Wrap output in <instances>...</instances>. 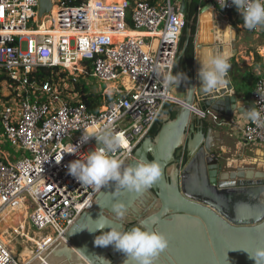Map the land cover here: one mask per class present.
<instances>
[{"label": "built area", "instance_id": "obj_1", "mask_svg": "<svg viewBox=\"0 0 264 264\" xmlns=\"http://www.w3.org/2000/svg\"><path fill=\"white\" fill-rule=\"evenodd\" d=\"M52 1L54 12L52 8L40 23V0H0V81L7 80L13 88L0 104V120L6 140L22 154L13 160L0 149V217L25 207L26 221L9 231L33 241L37 257L65 240L99 193L67 170L71 161L97 147L94 137L81 143L83 133L108 125L122 134L124 145L113 155L126 163L159 124L165 106L178 102L160 76L174 72L186 27L173 0ZM198 1L221 9L218 0ZM235 9L228 0L221 10ZM256 31L264 34V26ZM40 67L57 68L58 74L68 76L70 70L88 72L102 82L120 83L113 88L114 98L92 112L84 101L85 88L75 91L63 84L68 76L31 80ZM258 89H264V76L252 95L254 106L264 112ZM195 112L217 126L230 124L212 111ZM239 130L246 145L264 144V126L248 120ZM26 225L35 239L24 233ZM29 263L16 260L0 239V264Z\"/></svg>", "mask_w": 264, "mask_h": 264}, {"label": "water", "instance_id": "obj_2", "mask_svg": "<svg viewBox=\"0 0 264 264\" xmlns=\"http://www.w3.org/2000/svg\"><path fill=\"white\" fill-rule=\"evenodd\" d=\"M193 2L187 3L190 6ZM208 5L213 7L212 3ZM52 8V0H40V23ZM180 13L188 26L174 73L182 72L188 79L176 91L172 88L178 102L170 113L161 115L155 137L148 136L134 157L125 163L137 158L157 160L162 166L160 180L142 195L126 192L119 197L127 204L124 221L115 220L111 211L114 186L103 188L93 207L68 230L65 240L42 255L46 262L36 257L29 264H108V261L123 264L124 255L113 246L94 244L95 237L101 234L99 231L87 230L95 228L90 217L93 220L99 217L102 209L98 204L103 205V214L121 229L147 220L150 231H159L167 237L169 246L156 258L155 264H256L249 253L264 248V171L227 170L213 150L209 132H205V120L195 112L212 111L231 125L254 102L234 87L228 73L225 83L213 93L201 92L199 61L196 59L192 68L186 64L184 69L182 62L192 37L195 38L194 29L202 11L191 17L184 2ZM215 14V22L225 21L217 11ZM216 52L224 53V49ZM189 90L190 105L185 95ZM151 217L157 221L152 223Z\"/></svg>", "mask_w": 264, "mask_h": 264}, {"label": "clouds", "instance_id": "obj_3", "mask_svg": "<svg viewBox=\"0 0 264 264\" xmlns=\"http://www.w3.org/2000/svg\"><path fill=\"white\" fill-rule=\"evenodd\" d=\"M218 3L223 9L228 5V0H218ZM232 4L242 15L243 26L246 29L251 31L264 26V0H232ZM198 61L200 63L198 76L202 82L200 90L202 93L211 94L225 83L231 67L229 57L226 53L215 52L206 54ZM156 75L159 76L160 73L157 72ZM160 78L165 89L174 88L175 91L183 81L188 79L182 72L171 71ZM256 93L261 98L259 102L264 103V89H258ZM185 95H188L187 104L190 105L191 90ZM243 112L249 121L264 126V112L257 106L244 109ZM93 137L97 145L95 150L88 152L83 158L71 161L67 165L68 173L81 185L97 192H100L102 188L114 186L111 193L113 201L111 211L115 220L124 221L127 217V204L119 197L126 192L142 195L156 185L162 176L161 163L157 160L137 158L134 162L125 164L124 160L117 159L113 153L124 145V137L108 125L93 133L84 132L81 143ZM98 205L102 209L99 217L96 220L90 217L95 223V228L87 230L90 233L99 231L101 234L95 237L94 244L100 247L113 246L116 251L124 255L123 264H155L160 253L168 248L167 237L159 231H150L147 220H141L124 230L103 214V205ZM150 219L152 223L157 221L156 217ZM106 228L110 230L104 231ZM249 254L256 264H264V248H258L254 254ZM108 264L111 262L108 261Z\"/></svg>", "mask_w": 264, "mask_h": 264}, {"label": "crops", "instance_id": "obj_4", "mask_svg": "<svg viewBox=\"0 0 264 264\" xmlns=\"http://www.w3.org/2000/svg\"><path fill=\"white\" fill-rule=\"evenodd\" d=\"M184 2L189 11L191 5H188V0H176L179 6ZM209 3L199 4L198 1V11L202 13L196 23L194 63L196 59H201L206 54L224 49V53L231 60L228 74L234 87L252 99L257 81L264 76V34L246 29L243 26L242 15L236 9L225 12L214 5L210 7ZM216 11L225 21H214ZM183 37L184 34L182 39ZM112 91L114 92L113 89ZM236 118V122L222 127L214 124L211 119L205 120V132L208 131L211 136L214 152L220 161L225 160L229 168H253L264 171V144L246 145L241 139L239 128H242L248 119L245 115Z\"/></svg>", "mask_w": 264, "mask_h": 264}, {"label": "rangeland", "instance_id": "obj_5", "mask_svg": "<svg viewBox=\"0 0 264 264\" xmlns=\"http://www.w3.org/2000/svg\"><path fill=\"white\" fill-rule=\"evenodd\" d=\"M122 1V0H120ZM135 1V0H130ZM162 0H158L157 2H161ZM156 2V3H157ZM173 2L176 3V0H173ZM69 75L72 76V78H75V80H71L70 76L69 79H65L66 82L63 84H67L71 89H74L75 91H79L80 89H84L82 93L88 94V93H96V94H102V106L104 107V104L107 102L106 99L109 97L115 96L112 92V89L117 85H119L120 82H112V83H105L98 79L92 78L88 75V72L81 73V72H74L73 70L69 71ZM78 87V88H77ZM13 88L10 86V83L7 80L2 79L0 81V104H3L7 100V98L12 95ZM263 145V144H258ZM0 149L3 151L4 154L9 155L12 157L13 160H17L22 157L21 152H17L8 140H6V136L4 135V127L0 120ZM216 154V153H215ZM26 156H30L29 152L25 153ZM224 167L227 170H235V167H227V164L225 160L221 161ZM225 163V164H224ZM28 199V196H26ZM23 207V208H22ZM17 208V213H12L10 217L11 225L10 227H17L19 224H24L26 221L24 218L26 216L25 207L22 206ZM2 226L0 225V232H1ZM24 233L29 236L31 239H35L37 235H34L29 229L28 225H26ZM3 242L7 245L10 252L15 256L18 257L22 262L29 263L34 258L37 257V250L36 245L33 241H28L26 237L23 236H16L13 232V230L8 229V232H5L4 237H2ZM8 243V244H7ZM36 256V257H35Z\"/></svg>", "mask_w": 264, "mask_h": 264}, {"label": "trees", "instance_id": "obj_6", "mask_svg": "<svg viewBox=\"0 0 264 264\" xmlns=\"http://www.w3.org/2000/svg\"><path fill=\"white\" fill-rule=\"evenodd\" d=\"M109 2H119L120 0H108ZM149 1L151 4H156V2L158 0H147ZM199 7H198V1L194 0V2L192 3V5L190 6V13H191V17H193L194 15H196L198 13ZM237 10V9H236ZM188 26V25H187ZM186 26V27H187ZM196 31V27L194 29V33ZM184 44V37L182 39V44H181V49L183 47ZM194 56H195V46H194V38L192 37L189 47L187 49V53H186V58L183 60L182 62V68L184 69L186 67V64L189 65V67L193 66L194 63ZM59 69L57 68H43L40 67L37 69V71L35 73H33L30 78L31 80H35L38 83H42L45 82L47 80H53V81H58L59 78H65L68 76V74L65 73H60ZM78 88V87H77ZM114 98L113 97H109L108 99H106V101H110ZM85 103L88 105L90 111L92 112H96L98 111L101 106H102V96L100 94H96V93H88L86 94L85 98H84ZM174 105L173 104H168L165 106L163 113H170L173 109ZM175 115L173 114V117ZM159 131V128H155L150 134L149 136H152L153 134H156Z\"/></svg>", "mask_w": 264, "mask_h": 264}, {"label": "bare ground", "instance_id": "obj_7", "mask_svg": "<svg viewBox=\"0 0 264 264\" xmlns=\"http://www.w3.org/2000/svg\"><path fill=\"white\" fill-rule=\"evenodd\" d=\"M54 2H57V0H54ZM182 5L183 4L181 3L180 7H182ZM54 10H55V8H53V12H54ZM7 156H9V155H7ZM9 158H10V156H9ZM12 213L13 214L17 213V210L16 209H9L0 217V225L2 226L1 232H0V239L2 240V242H3L2 237H4L5 232H8V229H9V227L11 225L10 217H11ZM44 254H46V253H44ZM44 254H42V255H44ZM42 255L39 256V259L43 260V262H46V258L42 257Z\"/></svg>", "mask_w": 264, "mask_h": 264}, {"label": "flooded vegetation", "instance_id": "obj_8", "mask_svg": "<svg viewBox=\"0 0 264 264\" xmlns=\"http://www.w3.org/2000/svg\"><path fill=\"white\" fill-rule=\"evenodd\" d=\"M160 125H161V122H159V124H158L156 127L159 128ZM156 127H155V128H156ZM155 135H156V134H153L151 137H155Z\"/></svg>", "mask_w": 264, "mask_h": 264}]
</instances>
